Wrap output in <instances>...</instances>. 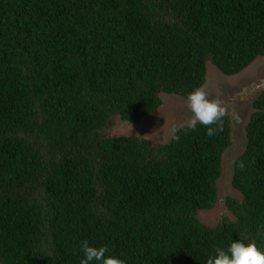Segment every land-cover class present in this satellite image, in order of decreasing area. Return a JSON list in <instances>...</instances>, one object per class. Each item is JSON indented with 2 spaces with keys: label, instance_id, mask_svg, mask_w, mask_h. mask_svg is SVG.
Returning a JSON list of instances; mask_svg holds the SVG:
<instances>
[{
  "label": "trees",
  "instance_id": "16d2710c",
  "mask_svg": "<svg viewBox=\"0 0 264 264\" xmlns=\"http://www.w3.org/2000/svg\"><path fill=\"white\" fill-rule=\"evenodd\" d=\"M259 57L264 0H0V264H80L84 240L125 264L264 249V90L213 226L228 116L178 142L108 133L186 99L207 62L235 76Z\"/></svg>",
  "mask_w": 264,
  "mask_h": 264
},
{
  "label": "rangeland",
  "instance_id": "374dc122",
  "mask_svg": "<svg viewBox=\"0 0 264 264\" xmlns=\"http://www.w3.org/2000/svg\"><path fill=\"white\" fill-rule=\"evenodd\" d=\"M205 88L210 98L219 95L230 118L231 145L223 153L222 174L218 180V200L210 211H201L199 220L215 225L223 216L232 217L226 207V198H240L231 185L234 160L245 147V126L253 112V100L264 87V57L257 58L245 70L235 76L223 75L211 62H207ZM162 104L155 112L144 117L139 124L131 125L117 119L108 129L110 135L143 137L152 143H165L171 138L170 128L186 121L192 114L186 107V99L171 94H161ZM238 116L237 120L235 117Z\"/></svg>",
  "mask_w": 264,
  "mask_h": 264
},
{
  "label": "clouds",
  "instance_id": "9594fccd",
  "mask_svg": "<svg viewBox=\"0 0 264 264\" xmlns=\"http://www.w3.org/2000/svg\"><path fill=\"white\" fill-rule=\"evenodd\" d=\"M186 107L192 115L186 121L170 128L171 139L178 142L179 133L195 131L198 124L207 129L206 134L209 137L217 135L219 131L223 130V120L228 114L225 103L219 98V95L210 98L205 86L200 85L187 94ZM235 118L239 119L238 116ZM239 167L243 169V162H240ZM81 251L84 254V259L80 264H89L93 260L100 261L101 264H125L123 259L115 255L106 256V253L109 252L107 246H89L88 240L82 242ZM207 264H264V249L260 248L255 240H250L247 243L242 239L233 240L226 250L217 247L215 255L208 258Z\"/></svg>",
  "mask_w": 264,
  "mask_h": 264
},
{
  "label": "water",
  "instance_id": "95a60500",
  "mask_svg": "<svg viewBox=\"0 0 264 264\" xmlns=\"http://www.w3.org/2000/svg\"><path fill=\"white\" fill-rule=\"evenodd\" d=\"M263 90H264V87H263V89H262L257 95L259 96L260 93H261ZM258 96H257V97H258ZM257 97H256V98H257ZM256 98H255V99H256ZM255 99H254V100H255ZM254 100H253V101H254ZM252 106H253V103H252Z\"/></svg>",
  "mask_w": 264,
  "mask_h": 264
}]
</instances>
